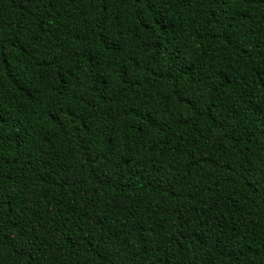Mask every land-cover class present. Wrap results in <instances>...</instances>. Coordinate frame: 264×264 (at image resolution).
Listing matches in <instances>:
<instances>
[{
  "label": "trees",
  "instance_id": "16d2710c",
  "mask_svg": "<svg viewBox=\"0 0 264 264\" xmlns=\"http://www.w3.org/2000/svg\"><path fill=\"white\" fill-rule=\"evenodd\" d=\"M0 264H264V0H0Z\"/></svg>",
  "mask_w": 264,
  "mask_h": 264
}]
</instances>
